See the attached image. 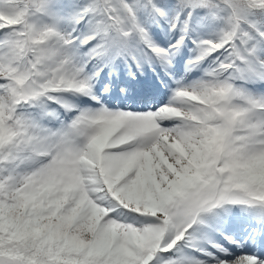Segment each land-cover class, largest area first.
<instances>
[{
	"label": "snow or ice",
	"instance_id": "snow-or-ice-1",
	"mask_svg": "<svg viewBox=\"0 0 264 264\" xmlns=\"http://www.w3.org/2000/svg\"><path fill=\"white\" fill-rule=\"evenodd\" d=\"M0 264H264V0H0Z\"/></svg>",
	"mask_w": 264,
	"mask_h": 264
}]
</instances>
